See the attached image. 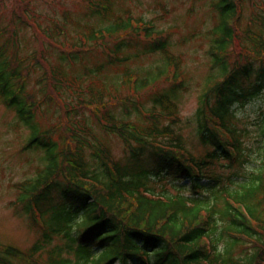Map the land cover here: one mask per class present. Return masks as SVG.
Wrapping results in <instances>:
<instances>
[{
  "label": "trees",
  "instance_id": "trees-1",
  "mask_svg": "<svg viewBox=\"0 0 264 264\" xmlns=\"http://www.w3.org/2000/svg\"><path fill=\"white\" fill-rule=\"evenodd\" d=\"M98 1H89L92 15L108 20L111 2ZM15 2L24 24L60 45L51 40L49 57L42 52V59H35L44 71L38 81L41 101L33 95L26 99V86L21 88L23 73H31L32 67H25L20 57H5L0 45V67L14 79L11 90L1 87L5 103L31 129H38L34 119L43 103L54 102L58 108L59 103L66 115L60 114V128L67 131L54 140L58 127L38 129L28 141L26 148L45 151V164L35 177L15 184L16 205L22 204L18 212L43 230L27 252L0 243V264H264V124L258 132L262 147L256 149L262 160L247 172L252 131L242 128L231 110L264 93V19L257 21L256 30L250 24L239 34L244 0H213L219 17L210 47L213 71L194 116L196 135L206 150L197 156L178 127V101L187 86L182 72L173 67L168 73L172 61L178 67L175 56L146 77L130 72L100 78L109 67L139 55L167 53L170 37L151 22L127 16L109 20L104 29L91 26L89 32H79L78 45L65 48L60 37L40 29L25 0ZM62 29L58 24L59 34ZM236 41L243 46L234 49ZM98 53L104 62L84 65L88 55ZM78 64L81 71L69 78L67 70ZM163 76L170 86L148 95ZM5 77L0 72L4 83ZM121 84L136 100L112 112L110 99L121 101L115 95ZM65 90L76 100L67 99ZM86 108L104 123L105 135L122 140V157L92 127H84ZM133 111L137 120L130 119ZM227 170L246 175L235 181L225 176Z\"/></svg>",
  "mask_w": 264,
  "mask_h": 264
},
{
  "label": "rangeland",
  "instance_id": "rangeland-1",
  "mask_svg": "<svg viewBox=\"0 0 264 264\" xmlns=\"http://www.w3.org/2000/svg\"><path fill=\"white\" fill-rule=\"evenodd\" d=\"M89 1L97 2L98 0H25L24 3L32 7L34 19L37 24L40 23V25L38 24L40 29L51 32L55 38L60 37L65 43V48L68 45H78V38L83 37V33L79 32H89L91 26H94L96 30L104 29L111 23L109 20L116 21L127 16L142 18L151 22L158 30L170 37L171 47L167 53L139 55V57L132 58L120 67H109L106 74L100 78L110 80L117 76H127L130 72H133L132 75L137 74L146 77L148 72L155 71L158 66H162L163 62H165L163 66L167 67L166 59L172 58V55L175 56V59L178 60V67L172 61L170 68L168 67V73L173 67L176 68L177 72H182V78L186 81L187 86L178 101L179 116L182 120L178 127L185 136L187 147L197 156L203 154L206 148L202 146L196 135L194 116L200 106L201 96L207 87V78L213 71L210 47L213 44L212 30L215 29L219 20L218 13L213 7V0H109L111 11H108L110 13L108 20L92 15V3L89 4ZM16 4L15 0H0V31H4L0 36V45L5 47L3 49L6 51L5 57L9 56L11 60L14 57L16 59L20 57L26 61L25 67H32L31 73L28 71L23 73L26 83L21 88L26 86L24 91L26 99H30L33 95L37 101H41L44 99V94L38 81L44 71L37 68L35 59L37 57L42 59L40 54L42 52L49 57L48 46L53 39L45 40L46 33L44 31H42L44 34H40L29 25L24 24L23 17L20 19L21 6ZM240 9V18H243V22L240 23L242 32L250 29V24H252L253 31L256 30L257 21L264 19V0H244ZM58 24L65 29L63 34L57 32ZM129 37L133 36H124L127 39H130ZM112 41L110 39L108 42L111 43ZM16 42H18V48ZM242 46L241 42L238 44L236 41L234 49ZM136 49L144 51L143 46L140 45H137ZM102 62H104V55L98 53L94 57L88 55L84 60V65L94 67ZM82 67L78 64L76 68L68 69V77L72 78L81 71ZM0 72L6 73L4 78L6 83L0 80V243L27 252L39 238L42 230L35 226L31 219H27L26 216L23 217L18 212L23 205H16L19 193L14 186L16 183L35 177L36 172L45 164V151L36 148L29 150L24 148L33 132H38V129L44 132L58 127L57 133L53 136L54 140H59L60 136L64 137L67 127L60 128L62 126L60 114L64 116V110L59 103L57 104L60 109L52 102L42 104V111L37 112L34 119L38 129L30 130L21 122L16 110H12L11 106H6L1 87H5L7 91L11 90L14 86V79L9 72L3 71L1 67ZM123 85H119L118 90L115 91V95L120 97L121 101H111L110 99L108 109L112 112H117L124 104H130L132 100H136L132 91L130 89L128 91V88ZM155 85L148 90V95L155 91H163L170 86L166 76H163L161 81ZM16 90L19 91L20 89L18 90L16 87ZM65 91L67 92V99L76 100V97L73 98L69 95L68 90ZM90 108L95 112L94 107ZM231 110L239 119L240 126L252 131L249 145L253 148L249 151L248 166H244L245 171L251 172L254 169L250 167L259 166L262 160L256 149L258 146L262 147L258 143V132L260 125L264 124V93L253 95L243 104H234ZM82 112L85 114L84 127H92L102 143L109 146L117 158L122 157L125 153L122 140L116 135H105L102 127L104 123L99 119L97 120L89 109L86 108ZM136 118L133 111L130 119L135 120ZM224 174L231 176L235 181L246 175L244 172L235 174V170H227ZM169 187L171 188V186ZM188 193L190 192L188 191ZM14 264L25 263L16 262Z\"/></svg>",
  "mask_w": 264,
  "mask_h": 264
}]
</instances>
